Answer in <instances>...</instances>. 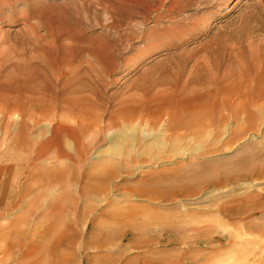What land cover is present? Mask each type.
Listing matches in <instances>:
<instances>
[{
	"label": "rangeland",
	"instance_id": "obj_1",
	"mask_svg": "<svg viewBox=\"0 0 264 264\" xmlns=\"http://www.w3.org/2000/svg\"><path fill=\"white\" fill-rule=\"evenodd\" d=\"M248 65L264 0H0V264H264Z\"/></svg>",
	"mask_w": 264,
	"mask_h": 264
},
{
	"label": "bare ground",
	"instance_id": "obj_2",
	"mask_svg": "<svg viewBox=\"0 0 264 264\" xmlns=\"http://www.w3.org/2000/svg\"><path fill=\"white\" fill-rule=\"evenodd\" d=\"M237 77H241L245 81L246 85L251 86L250 85L251 82L253 83L252 88H249L247 86V91L243 94L244 97L249 98V100L253 103H256L264 98V66L248 65L245 66L244 68H240L239 76L235 75L234 77L235 82L233 83V85L231 86L224 84L221 85L219 93L229 95L230 93L235 92L236 89L239 88V84L236 81ZM208 94L217 95L212 90H210ZM221 105L226 106V109L230 112V115L229 117L220 116L218 118H215L213 121H211V124L216 128L219 126L221 121L228 120V123H230V119H229L230 117H231V122L235 121V116H236L235 108L237 104L233 106V104L231 103V98H228L227 100L222 101Z\"/></svg>",
	"mask_w": 264,
	"mask_h": 264
},
{
	"label": "crops",
	"instance_id": "obj_3",
	"mask_svg": "<svg viewBox=\"0 0 264 264\" xmlns=\"http://www.w3.org/2000/svg\"><path fill=\"white\" fill-rule=\"evenodd\" d=\"M85 246H95L98 250H102L105 246L103 240L96 243L86 242ZM127 248H121L120 245H116L114 252L112 254L94 253L86 257L85 264H121L123 260V251Z\"/></svg>",
	"mask_w": 264,
	"mask_h": 264
}]
</instances>
